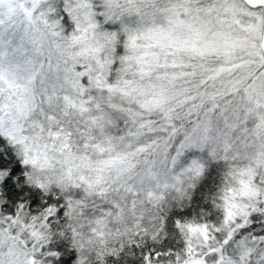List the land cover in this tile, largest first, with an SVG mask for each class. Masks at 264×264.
<instances>
[{"label": "rangeland", "instance_id": "1", "mask_svg": "<svg viewBox=\"0 0 264 264\" xmlns=\"http://www.w3.org/2000/svg\"><path fill=\"white\" fill-rule=\"evenodd\" d=\"M122 1L65 0L77 28L62 35L49 20L48 0H0V134L20 149L32 181L64 192L70 217L85 231L84 248L91 249L98 234L122 238L149 207L183 192L174 160L183 146L196 141L186 137L183 142L179 136L188 124L196 127L198 119L205 123L217 108L224 116L222 127L236 134L233 155L245 166L234 180L223 228L239 219L242 226L250 223L252 212L264 219V186L252 180L258 167L264 169L262 9L241 0H214L206 8L184 1L168 7L165 26L155 25L133 39L131 61L152 73L173 54L174 68L193 64L195 70L171 75L169 90L182 91L173 97L159 96L154 80L137 89H109V101L117 99L111 105L123 108L131 124L116 139L101 129L91 138L88 94L105 90L103 66L111 49L92 19L93 6ZM181 53L190 59H182ZM192 74L218 82L214 104L201 115L208 97L202 88L209 79L185 85ZM192 88L199 92L190 93ZM177 95L183 98L177 100ZM13 221L0 213V264H30L41 224L24 226L30 238L22 239L18 234L23 228L12 229ZM235 248L241 250L242 243ZM206 262L204 255H195L181 264ZM224 264L246 261L242 256Z\"/></svg>", "mask_w": 264, "mask_h": 264}, {"label": "trees", "instance_id": "2", "mask_svg": "<svg viewBox=\"0 0 264 264\" xmlns=\"http://www.w3.org/2000/svg\"><path fill=\"white\" fill-rule=\"evenodd\" d=\"M64 1L48 0L47 14L60 34L70 35L77 28V22ZM183 1L188 6L205 8L214 3V0H123L116 6H106L94 2L92 19L108 37L111 49L103 66L105 90H91L88 94L91 102L86 108L91 107V120L87 121H91V138H96L101 129L107 137L116 139L124 136L131 124L123 108L111 105L117 103V99L109 101V89H137L154 80L161 97H173L182 92L169 90L173 81L171 75L176 71L195 70L193 64L174 68L170 65L173 58L170 54L163 66L152 73L144 71L131 61V43L142 31L155 25L165 26V10ZM180 56L190 59L184 53ZM205 76L209 80L202 89L208 97L199 115L214 104L212 94L218 90V82L210 80V75L185 77V85H192ZM224 84L220 88H224ZM188 91L195 93L196 89ZM177 96V100L183 98V95ZM223 117L216 108L205 123L198 119L196 127L190 123L182 130L179 139L184 142L186 137H195L196 141L183 146L174 160L173 170L184 185L183 192L167 195L157 207H149L122 238H111V233L103 237L98 234L91 249L84 248L85 231L78 220L70 217L64 192L32 181L20 149L0 134V213L9 220L14 219L12 229L23 228L18 234L22 239L30 238L24 226L41 224L37 251L32 253L35 264H181L195 255H204L206 264H224L226 260H238L242 256L246 264H264L263 218L252 212L250 223L242 226L243 221L239 219L228 230L222 225L234 180L245 167L244 160L233 155L236 134L222 127ZM252 180L264 186L262 167L254 171ZM204 242L211 252L205 245L201 246ZM238 243L243 245L241 253L235 248Z\"/></svg>", "mask_w": 264, "mask_h": 264}, {"label": "water", "instance_id": "3", "mask_svg": "<svg viewBox=\"0 0 264 264\" xmlns=\"http://www.w3.org/2000/svg\"><path fill=\"white\" fill-rule=\"evenodd\" d=\"M247 7L251 9H262L263 11V28H262V36L260 41V47L262 54L264 56V0H241ZM30 264H35L34 257L30 258Z\"/></svg>", "mask_w": 264, "mask_h": 264}]
</instances>
